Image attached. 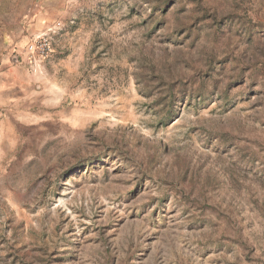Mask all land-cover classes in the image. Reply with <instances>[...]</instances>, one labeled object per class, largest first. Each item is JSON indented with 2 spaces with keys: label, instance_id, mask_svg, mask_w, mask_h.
Returning a JSON list of instances; mask_svg holds the SVG:
<instances>
[{
  "label": "rangeland",
  "instance_id": "rangeland-1",
  "mask_svg": "<svg viewBox=\"0 0 264 264\" xmlns=\"http://www.w3.org/2000/svg\"><path fill=\"white\" fill-rule=\"evenodd\" d=\"M64 23L35 82L0 66V264H264V0Z\"/></svg>",
  "mask_w": 264,
  "mask_h": 264
},
{
  "label": "crops",
  "instance_id": "crops-1",
  "mask_svg": "<svg viewBox=\"0 0 264 264\" xmlns=\"http://www.w3.org/2000/svg\"><path fill=\"white\" fill-rule=\"evenodd\" d=\"M67 3L68 0H0V50L5 52L0 54V66L5 70L4 74L10 76L11 84H31L38 79L35 74L26 71L23 62L19 61L22 47L30 36L45 32L57 22H60L57 29L62 30ZM15 47L18 54L10 61L8 52Z\"/></svg>",
  "mask_w": 264,
  "mask_h": 264
},
{
  "label": "built area",
  "instance_id": "built-area-1",
  "mask_svg": "<svg viewBox=\"0 0 264 264\" xmlns=\"http://www.w3.org/2000/svg\"><path fill=\"white\" fill-rule=\"evenodd\" d=\"M60 26L57 22L54 26L47 29L45 32L32 36L26 44V51L32 57V63H36V57L46 56L51 48V34Z\"/></svg>",
  "mask_w": 264,
  "mask_h": 264
}]
</instances>
